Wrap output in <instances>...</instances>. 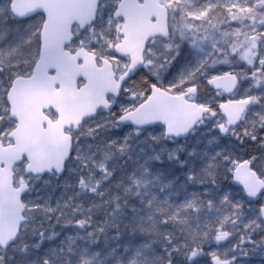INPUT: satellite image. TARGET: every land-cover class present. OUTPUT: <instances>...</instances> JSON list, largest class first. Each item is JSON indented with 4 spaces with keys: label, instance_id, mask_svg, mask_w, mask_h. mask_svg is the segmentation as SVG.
Here are the masks:
<instances>
[{
    "label": "snow or ice",
    "instance_id": "6c2138e0",
    "mask_svg": "<svg viewBox=\"0 0 264 264\" xmlns=\"http://www.w3.org/2000/svg\"><path fill=\"white\" fill-rule=\"evenodd\" d=\"M264 264V0H0V264Z\"/></svg>",
    "mask_w": 264,
    "mask_h": 264
},
{
    "label": "rangeland",
    "instance_id": "374dc122",
    "mask_svg": "<svg viewBox=\"0 0 264 264\" xmlns=\"http://www.w3.org/2000/svg\"><path fill=\"white\" fill-rule=\"evenodd\" d=\"M252 259L256 261V264H259V260H260L259 257H253Z\"/></svg>",
    "mask_w": 264,
    "mask_h": 264
}]
</instances>
